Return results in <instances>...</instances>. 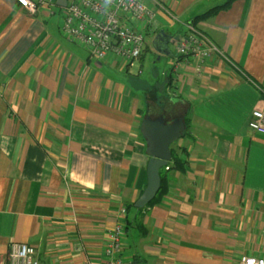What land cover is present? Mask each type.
Instances as JSON below:
<instances>
[{
	"label": "crops",
	"instance_id": "obj_1",
	"mask_svg": "<svg viewBox=\"0 0 264 264\" xmlns=\"http://www.w3.org/2000/svg\"><path fill=\"white\" fill-rule=\"evenodd\" d=\"M145 1L162 73L135 84L122 74L133 66L92 57L62 33L57 0L36 13L0 0V264H10L18 242L32 245L40 264H103L121 208L128 264L264 257V133L249 125L254 109L264 112V0H233L197 22L218 48L203 62L177 59L172 39L229 0ZM148 47L145 38L140 68ZM146 117L183 119L171 150L184 168H162L163 194L138 214ZM134 216L146 234L127 226Z\"/></svg>",
	"mask_w": 264,
	"mask_h": 264
},
{
	"label": "built area",
	"instance_id": "obj_2",
	"mask_svg": "<svg viewBox=\"0 0 264 264\" xmlns=\"http://www.w3.org/2000/svg\"><path fill=\"white\" fill-rule=\"evenodd\" d=\"M22 7L34 12L38 2L16 0ZM43 4L54 5L52 0H41ZM155 11L145 0H68L60 24L63 34L83 46L92 57L105 59L109 54L131 67L142 55L145 38ZM176 46V57L193 56L203 62L218 48L192 22L187 24V34L172 39ZM198 63L197 70L200 69ZM250 127L264 133V112L254 109L249 121ZM126 209L121 208V221L107 230L103 264H128L121 256ZM35 248L26 243H13L9 251L10 264H40ZM87 264H98L88 262ZM240 264H264V257L246 255Z\"/></svg>",
	"mask_w": 264,
	"mask_h": 264
},
{
	"label": "water",
	"instance_id": "obj_3",
	"mask_svg": "<svg viewBox=\"0 0 264 264\" xmlns=\"http://www.w3.org/2000/svg\"><path fill=\"white\" fill-rule=\"evenodd\" d=\"M68 0H57L60 7H66ZM185 129L183 119L167 123L163 118L143 120L141 131L147 141V153L150 160L147 166L148 184L136 201L137 208H144L158 194L162 185L161 169L172 159L171 144L178 139Z\"/></svg>",
	"mask_w": 264,
	"mask_h": 264
},
{
	"label": "rangeland",
	"instance_id": "obj_4",
	"mask_svg": "<svg viewBox=\"0 0 264 264\" xmlns=\"http://www.w3.org/2000/svg\"><path fill=\"white\" fill-rule=\"evenodd\" d=\"M33 1L38 2L39 4L37 6L36 11L34 12L25 8L30 13H36L41 8L40 5H44L43 3H41V0H36V1L33 0ZM222 1H225V0H222ZM60 8L65 10L66 7H60ZM155 38H156L155 36H152V35L148 36L147 34L146 43L149 47L145 49V52H144L145 60L142 62V68H140V64H141L140 62L138 63L137 61H134L133 67H131L130 70L125 69L124 73H122L123 75H126L127 77L130 78L129 81L131 83H132L131 79L134 80L135 84H141V81H144L145 83H151L153 81L157 82L160 79V74L162 73V66L160 62L155 61L154 53H153L156 47ZM138 233L139 231L137 229L132 228L131 233H129L130 241H132L133 237H136V236L138 237Z\"/></svg>",
	"mask_w": 264,
	"mask_h": 264
},
{
	"label": "trees",
	"instance_id": "obj_5",
	"mask_svg": "<svg viewBox=\"0 0 264 264\" xmlns=\"http://www.w3.org/2000/svg\"><path fill=\"white\" fill-rule=\"evenodd\" d=\"M233 0H229L228 2L222 4V5H219V6H215L211 9H209L208 11L200 14V15H197L193 20H192V23L193 24H197L198 21L202 20V19H205L207 18L208 16H210L211 14H215L217 11H219L220 9L222 8H226L228 6H230L231 2ZM199 29V28H198ZM169 166H173V167H176V168H179V169H183L184 168V161L175 153V152H172V159L171 161L168 163ZM165 169V167H163ZM164 178L162 176V185H161V189L159 190L158 194L156 195V197L149 203L147 204L144 208H137L136 207V210L138 211V214L140 213H143V211L147 208V206H150V205H153L157 202V200L160 198V195L163 194L164 192V187H165V184H164ZM126 224L127 226L129 227V224L133 225L134 227H136L141 234H146L147 232V228L146 226L143 224L142 220L141 219H137V216H134L132 217L131 219L127 218L126 220Z\"/></svg>",
	"mask_w": 264,
	"mask_h": 264
},
{
	"label": "clouds",
	"instance_id": "obj_6",
	"mask_svg": "<svg viewBox=\"0 0 264 264\" xmlns=\"http://www.w3.org/2000/svg\"><path fill=\"white\" fill-rule=\"evenodd\" d=\"M106 2H109V0H106Z\"/></svg>",
	"mask_w": 264,
	"mask_h": 264
},
{
	"label": "bare ground",
	"instance_id": "obj_7",
	"mask_svg": "<svg viewBox=\"0 0 264 264\" xmlns=\"http://www.w3.org/2000/svg\"><path fill=\"white\" fill-rule=\"evenodd\" d=\"M168 166V165H167ZM167 166H165V167H167Z\"/></svg>",
	"mask_w": 264,
	"mask_h": 264
}]
</instances>
